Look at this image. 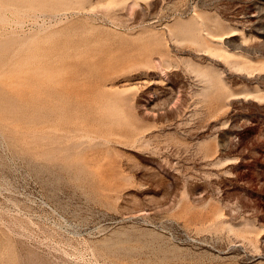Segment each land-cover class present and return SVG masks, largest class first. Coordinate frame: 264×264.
Returning a JSON list of instances; mask_svg holds the SVG:
<instances>
[{"label":"rangeland","instance_id":"1","mask_svg":"<svg viewBox=\"0 0 264 264\" xmlns=\"http://www.w3.org/2000/svg\"><path fill=\"white\" fill-rule=\"evenodd\" d=\"M0 264H264V0H0Z\"/></svg>","mask_w":264,"mask_h":264}]
</instances>
